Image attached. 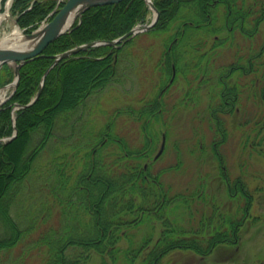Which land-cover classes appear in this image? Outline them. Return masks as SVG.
<instances>
[{
    "label": "trees",
    "instance_id": "1",
    "mask_svg": "<svg viewBox=\"0 0 264 264\" xmlns=\"http://www.w3.org/2000/svg\"><path fill=\"white\" fill-rule=\"evenodd\" d=\"M154 2L160 17L155 27L147 32L167 31L173 23L179 22L175 32L169 34L165 41V53L154 64V68L159 67L160 70V83H165L173 66L176 69L189 66V55L201 50L210 34L216 37V45L230 40L219 38L218 33L223 30L230 32L231 36L240 31L248 38L264 21V0ZM56 5L57 0H14L12 12L17 15L19 25L31 31ZM219 8V13L223 14L221 25L218 22L221 18ZM148 11L145 0H119L86 10L78 26L49 43L42 56L21 67L15 93L0 107V138L13 132L12 106L15 102L25 104L36 94L42 75L53 62L51 55L92 40L117 38L138 21H144ZM201 32L205 34L201 35ZM134 39L127 40L117 49L101 45L62 59L49 71L38 100L16 111L18 133L12 140L0 143V264H24L28 258H20L21 250L32 253L43 246L47 247L48 255L44 264H88L92 250L102 254V264H119L122 259L127 264H134L141 253L144 254L140 264H159L165 254L175 249H191L204 258L218 245H236L239 242V230L253 199L251 190L245 186L243 174L233 180L242 179L244 184L243 215L221 212V202L201 190L205 184L200 182L199 175L195 184L185 188L177 187L172 177L168 179L170 174L183 168L184 153L161 165H157L161 155L147 162L145 158L155 142L145 152L148 141L134 148L127 135L117 129L116 118L130 115L131 111L138 113L139 119L149 125L153 122L152 117L157 121L172 118L177 108L174 106L167 110L161 106L165 92L162 95L156 92L139 107L119 108L107 126L93 133V126L89 125V101L113 83L123 81L126 74L120 72L119 65L129 68L130 64L121 63V59L129 56L130 53L124 49ZM171 42L172 52H168ZM256 46L255 43L244 49L239 47L234 51L233 60L216 66L227 69L219 79L223 87L202 116L205 140L200 137L201 125L195 123L193 127L196 138L189 149L191 152L199 149L201 153L209 142L211 149H219L221 155L217 154V162L225 164L222 146L230 136L226 114L231 112L226 107L241 99L240 88L229 82L227 77L236 71L260 72L261 76L257 78L264 94L263 48ZM206 54L199 56L203 59ZM180 56L183 62L179 61ZM196 66L201 71L200 61ZM206 68L209 72L208 64ZM141 70L138 65L137 75ZM134 71L132 65L128 73L133 74ZM12 77V69L5 65L0 86ZM189 95L197 98L191 95L190 90L185 97ZM199 113L197 111L196 115ZM246 122H249L247 118H241V124ZM165 125L164 138L170 137L168 131L171 130L169 124ZM53 139L60 142L61 149L54 150V159L45 160L42 151ZM67 147L75 152L67 151ZM79 164L81 168L77 171ZM45 189L54 199L48 214L59 207L56 222L49 224L47 230V227L36 226L35 211L31 206L21 209L30 196L38 197ZM180 207L184 210L177 214ZM27 213H30L31 221L26 225L17 216L25 219ZM153 219L162 221L159 237L154 240V224L149 223L150 229L137 240V232L133 229ZM35 229L39 230L34 232ZM123 239L127 240L126 247L120 245Z\"/></svg>",
    "mask_w": 264,
    "mask_h": 264
},
{
    "label": "rangeland",
    "instance_id": "2",
    "mask_svg": "<svg viewBox=\"0 0 264 264\" xmlns=\"http://www.w3.org/2000/svg\"><path fill=\"white\" fill-rule=\"evenodd\" d=\"M58 1L63 4L66 0H57V2ZM8 2L9 0H1L2 12H6ZM11 3H13V0ZM147 7L149 11L147 12L145 20L138 21L134 26L139 24L143 25L152 20L154 11L149 8L148 4ZM220 10L219 8L218 15L221 18L218 22L221 25L223 23V14L219 13ZM9 12L11 17L5 18L0 25V36L6 30L9 31L15 25H19L17 15L12 12V5L9 8ZM46 18L43 19L38 26H40ZM178 23V21L173 23L167 31L140 32L141 34L135 37L131 45L127 44L124 51L130 54L129 56H123L121 63L126 62L127 64L128 62L131 67L129 66V68H127L119 65L120 72H125L124 74H126L123 81L113 83L108 89H105L106 91H103L99 95L92 96L89 101L91 104L89 109L91 113L89 119L91 121L89 125L93 126V133L107 126L116 116L119 108L124 106H131L132 108H134V106L139 107L143 104L144 100L154 97L156 92L161 93V87H164L169 82L172 74H169L165 83H160V70L159 67L154 68V64L160 58L159 56L165 53L167 49L165 41L168 39L169 34L175 32V26ZM21 28L23 32H28L25 28ZM210 31L212 30L210 29ZM229 33L230 32L226 30L218 33L220 39L230 38L227 42L222 44L218 43V45L215 43L216 37L213 34L207 36V43L205 46L202 47L201 50L199 49L196 51L193 55H189V57H191L189 66L177 69L174 80L167 92L164 93V99H162L163 101L161 103V106L166 107L167 110L174 106V109L177 108L176 114L172 118H169L168 121H157L152 117L153 122L150 125L145 122V120L141 121V119H139V114L133 111H131L132 113H130V115L126 114L125 116H118V118H116L118 131L120 130L127 135L126 137L129 138L131 141L130 144H132L134 148L148 141V146L145 150V152H148L152 143L155 142V145H153L154 148L149 151L145 158L147 162H152L161 148L163 141H165L164 151L157 165H161L165 162H172L175 156L184 153L186 157L183 168L175 174H170L168 179L171 180L172 177L173 180L177 182V187L185 188L187 185L195 184L197 176L199 175L201 178L200 182L205 184L201 190H204L205 194H208L211 198L216 197V199L221 202V212L236 214V216L243 215L242 204L244 203V196L242 191L234 190L235 188L233 185V180L238 174H243L245 186L248 187L253 194L251 208L239 230L240 238L236 245H218L209 256L204 258L191 249H175L165 254L159 264H264V94L260 91L259 80L257 78L261 76L260 72L243 73L241 71H236L234 74L227 77L229 82L238 85L241 92L240 101L237 99L226 107L227 111H231L226 114L230 136L227 142L222 146V153L225 159V166H222L224 168L226 167L225 169L228 171L227 173H229V179L232 185L229 186L226 183L223 174L225 170L219 162H217V154L211 149V145L208 144L209 142L206 143V147L201 153L199 149H195L193 152L189 150L195 143L196 133L193 129L195 123L201 125V130L204 128L202 116L205 115L209 106L215 102V97L223 87L219 79L221 73H226L227 69H220L221 66L216 68V66L226 64L233 60L234 51L239 47L244 49L255 43L258 49L263 48L261 58L264 59V21L258 26V31L250 35L251 37H248L249 39L244 37L240 31L236 32V36H231ZM202 34H205V32H201V35ZM232 41H234L233 44H231ZM216 50L217 53H214ZM202 53H207L205 55L206 57L203 59L199 56ZM210 55H212V57L209 61ZM114 56H116V53ZM179 61L183 62L181 56ZM199 61L201 64V71H198L199 65L196 66V63ZM207 64L209 65V72L208 68H206ZM132 65L133 71L135 70L133 74L130 72L128 73V69L132 68ZM138 65H140L142 69L139 75H137L136 72ZM8 67L12 69L13 77L9 82L1 85L0 88L12 82L14 79V68L11 66ZM3 71L4 67L0 69V76L3 74ZM197 72L199 74L195 77ZM139 84L141 85L138 86ZM16 89L12 88L8 90L7 99L0 107L11 99ZM188 90H190L191 95L197 98L193 99L190 95L189 97H185ZM137 97H140V99H137ZM16 104L17 102L13 104L11 109L12 121L13 113L16 114V111L19 109H14ZM197 111H200V113L196 115ZM241 118H247L249 122L241 124ZM165 124H169L171 130L168 131L170 137L166 136L164 138V133L167 129ZM13 133L14 127L11 134L4 135L1 138L9 137ZM200 133L201 140H205V138H203L204 130ZM7 141L10 140L1 143H6ZM51 142V144H48L42 151L45 160L54 159L56 155L55 149H61V144L56 139H53ZM66 150H70L71 153L75 152L74 149L71 150L69 147H67ZM144 161L145 160H143V162ZM80 168L81 165L79 164L77 171H79ZM53 201L52 195L45 189L38 194V197L37 195L30 196L21 209L25 210L24 208L31 206L35 211L36 226L39 225L41 228H46L49 224L55 223L57 219L56 214L59 207L56 206L52 213L50 215L48 214L49 207L54 205ZM21 209L20 212L22 211ZM183 210V207H180L177 214H180ZM184 212L187 214L188 211L185 210ZM45 216H47V218H44ZM29 217L30 213H27V217H25V219H27L26 222L23 216H17V219L27 225V223L29 224L31 221ZM149 223L152 225L154 224L152 228L154 240L159 237L163 228L162 221L153 219L151 222H145L138 229H133V231L137 232L135 237L137 240H140L150 229ZM48 228L49 227H47L46 230ZM37 230L39 229H35L34 232H37ZM127 244L126 239L120 242V245L123 247H126ZM152 245L153 242L151 243V246ZM46 249L47 247L43 246L41 249H35L32 253H26L25 250H21V252L19 251L20 258H28V260H25L24 264H44L48 258ZM142 254L144 253H141L136 258L134 264H140ZM105 258L110 261L108 256H105ZM102 260V254L92 250L90 252L88 264H102ZM119 264L127 263L122 259Z\"/></svg>",
    "mask_w": 264,
    "mask_h": 264
},
{
    "label": "water",
    "instance_id": "3",
    "mask_svg": "<svg viewBox=\"0 0 264 264\" xmlns=\"http://www.w3.org/2000/svg\"><path fill=\"white\" fill-rule=\"evenodd\" d=\"M118 1L119 0H66L62 7L52 12L53 17L50 20L46 21L31 32H23L24 41L22 44L16 45L15 47L0 46V69L4 65H8L14 68V79L12 80V82L4 85L0 89L7 86H13V89H16L21 76V67L28 61L36 57L42 56L43 49L49 43L56 40L62 34L70 32L75 26H78L82 21V16L86 10L93 6L114 3ZM146 1L149 4L150 8L155 12L151 22L140 27H133L128 32L115 39L93 40L90 42L76 45L60 53L51 55L54 60L50 64V66L45 70L42 76V80L40 82L39 89L35 96L25 104L17 103L14 109L29 107L38 100L42 93L47 74L49 73L51 68L54 67L62 59L72 56L82 50H86L96 46H117L132 38L133 36L137 35L138 33L147 31L154 27L159 19L160 13L157 7L155 6L153 0ZM12 118L14 133L9 137L1 138L0 143L5 142L6 140H12L17 135L18 130L16 127V116L14 113ZM161 151L162 150L159 151L157 156L161 153Z\"/></svg>",
    "mask_w": 264,
    "mask_h": 264
},
{
    "label": "bare ground",
    "instance_id": "4",
    "mask_svg": "<svg viewBox=\"0 0 264 264\" xmlns=\"http://www.w3.org/2000/svg\"><path fill=\"white\" fill-rule=\"evenodd\" d=\"M11 1L12 0H9L7 4L6 12H2L1 11V0H0V25L2 24L5 18L11 17L10 12H9V8L11 7ZM23 41H24L23 31L17 25H15L9 31L6 30L0 36V46H4V47H15L16 45L22 44ZM12 88L13 86H7V87L0 89V105L7 99V92L8 90Z\"/></svg>",
    "mask_w": 264,
    "mask_h": 264
},
{
    "label": "flooded vegetation",
    "instance_id": "5",
    "mask_svg": "<svg viewBox=\"0 0 264 264\" xmlns=\"http://www.w3.org/2000/svg\"><path fill=\"white\" fill-rule=\"evenodd\" d=\"M177 39V38H176ZM172 46H173V43L171 42L170 44H169V47H168V52H172ZM172 64H174V62H172ZM176 72H177V69H176V67L175 66H173V69H172V71H171V78L169 79V82L164 86V87H162L161 88V93H160V95H162L164 92H166L167 90H168V88L170 87V85L172 84V81L174 80V76H175V74H176ZM215 146H216V144H215ZM216 148V150H213L214 151V153L215 154H220V152H219V149H217V147H215ZM221 155V154H220ZM221 159H222V156H221ZM220 164V163H219ZM225 166V164H223V163H221V166ZM222 166V168L225 170V172L223 173L224 174V176H225V180H226V183L229 185V186H231L232 185V183L230 182V179H229V173H227L228 171H226V167L224 168ZM239 175H242V174H238L237 176H239ZM236 176V177H237ZM233 185H234V190H239V191H245V189H244V184H243V181H242V179H240V180H236V181H233ZM236 194V193H235Z\"/></svg>",
    "mask_w": 264,
    "mask_h": 264
}]
</instances>
